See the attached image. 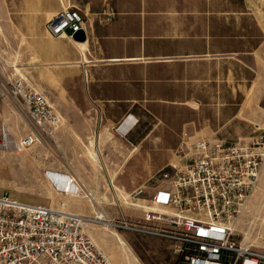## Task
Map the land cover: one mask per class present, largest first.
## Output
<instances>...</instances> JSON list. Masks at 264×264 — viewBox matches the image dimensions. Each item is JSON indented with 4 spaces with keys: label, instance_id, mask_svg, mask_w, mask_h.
Wrapping results in <instances>:
<instances>
[{
    "label": "crops",
    "instance_id": "crops-1",
    "mask_svg": "<svg viewBox=\"0 0 264 264\" xmlns=\"http://www.w3.org/2000/svg\"><path fill=\"white\" fill-rule=\"evenodd\" d=\"M60 3L80 9L85 16L87 53L96 55L95 61L82 63L90 71L87 90H75L69 95L71 108L63 112L68 124L58 130L60 139L63 137L68 142L66 157L76 160L48 168L52 174L70 177L93 196L88 200L80 193L75 196L57 191L67 201V211L82 215L92 211L94 216L103 212L113 216L109 209L115 204L116 183L152 181L174 158L178 160L175 164L182 162L175 152L183 143L192 150L200 140L247 142L253 138L258 129L252 124V114L244 113V119L242 104L237 103L241 89L235 85L232 99H227L225 19L223 34L219 21L217 34L211 31L210 23L205 32H192L185 24L191 13H185L184 7L193 5V1L174 0L177 11L171 16L176 23L168 37L153 31L160 28L155 16L161 11L148 8L163 6V1L62 0ZM213 27L216 29V24ZM96 62L97 68L105 69V73H92ZM165 65H169V76L162 75ZM156 71L159 76L150 77ZM212 77L214 82L210 85ZM149 101L155 103L149 112L162 125H154L145 132L144 138L132 144L128 137L135 133V127L127 134L117 127L129 115L137 119L132 103ZM127 122L123 128L129 127L134 118L129 117ZM4 129L16 137L8 128ZM153 139L158 143L155 147L150 143ZM72 201L77 205L70 207ZM133 240L137 243L129 244L130 253H119L122 260L113 249L105 256L112 264H176L168 241L148 237Z\"/></svg>",
    "mask_w": 264,
    "mask_h": 264
},
{
    "label": "rangeland",
    "instance_id": "rangeland-1",
    "mask_svg": "<svg viewBox=\"0 0 264 264\" xmlns=\"http://www.w3.org/2000/svg\"><path fill=\"white\" fill-rule=\"evenodd\" d=\"M60 1L62 0H0V90L2 92L0 140L7 135L13 138L4 128H8L16 136L14 140L20 141L25 136L32 135L39 140L20 153L0 152V195L8 193L25 203L44 204L52 208L67 201L62 200L53 187L52 183L56 185L53 180L57 175L55 173L50 175V180L48 173L52 174V172L48 171V168L52 164L76 160L66 157L68 142H65L63 137L60 139L58 134L59 128L68 124L63 112L71 108L70 94L75 90L80 92L87 90L90 71H86L82 63L95 61L94 56L96 57L93 53H87V42L78 43L72 39L58 38L51 33V27L47 24L49 16L70 7L61 4ZM157 1H163L165 4L148 7L161 11L155 16L156 25L160 28L153 31L169 37L174 32L172 26L176 23L171 15L177 11V7L174 0ZM192 1L193 5L184 7L185 13H191L189 21L185 23L188 25L187 30L192 32L197 30L198 33H202L207 30L210 23L211 31L217 34L219 21L220 32L223 34L225 19L228 50L227 99H232L235 85L240 88L237 103L242 104L243 117L246 118L244 113L252 114V124L258 129L252 137L264 136V0H213L211 5H207L210 0ZM213 24H216V29ZM220 43H223V39ZM218 44L217 39L216 45ZM93 67H95L92 71L94 74L106 72L105 69L97 68L99 67L97 62ZM162 75L169 76V65L163 66ZM155 76H159V72L156 71L150 77ZM16 80H22L43 94L60 119V122L51 126L46 134L42 132L41 137L39 136L41 131L31 118L28 109L22 101L19 103L9 93L11 84ZM213 82L212 77L208 84L212 85ZM148 98L153 99L149 96ZM132 104L138 117L136 119L133 115H129L125 120L129 117L134 118L135 133L133 131L128 139L132 144H137L141 138H144L145 132L154 125H162V122L149 112L155 104L153 101ZM150 143L155 147L157 142L153 139ZM73 147L76 148L75 145ZM90 155L96 160L92 151ZM172 162L177 163V158ZM262 172L259 188L249 202V212L238 222V227L244 235L240 236V240L244 237L246 245L259 251H264V168ZM116 184L118 194L115 193V204L109 209L113 215L110 217L125 216L132 223L138 222L143 217V211L132 206V203L144 204L143 201L149 199L153 193L151 181ZM78 185L80 188L83 187L81 184ZM138 188L142 189L139 193L136 192ZM84 189L87 190L84 191L85 195L80 191L79 195L92 200L90 196L87 197L90 191ZM77 194L75 193V196H78ZM73 204L77 205L73 201L69 202L70 207H73ZM83 216L94 217L92 211ZM86 232L104 255L113 249L114 253L119 255L117 256L119 260H122L119 253H130L129 244L133 243L131 245L135 246L137 242L133 239L145 237L141 234L113 231L101 224H89ZM120 237L125 242L123 245H120Z\"/></svg>",
    "mask_w": 264,
    "mask_h": 264
},
{
    "label": "built area",
    "instance_id": "built-area-1",
    "mask_svg": "<svg viewBox=\"0 0 264 264\" xmlns=\"http://www.w3.org/2000/svg\"><path fill=\"white\" fill-rule=\"evenodd\" d=\"M85 24L80 9L70 6L49 26L53 35L70 40ZM9 89L28 109L40 137L60 122L48 99L27 83L16 80ZM37 141L35 135L20 142L7 135L1 137L0 152L20 153ZM175 154L182 162L156 173L154 191L144 204L132 203L143 211L134 223L104 213L89 219L67 211L64 204L58 209L1 194L0 264H112L87 234L89 224L168 241L176 264H264V251L246 245L244 237L240 240L238 227L260 183L264 136L247 142L200 140L192 150L183 143ZM48 174L51 180L53 174ZM67 183L66 193L85 194L77 182Z\"/></svg>",
    "mask_w": 264,
    "mask_h": 264
},
{
    "label": "bare ground",
    "instance_id": "bare-ground-1",
    "mask_svg": "<svg viewBox=\"0 0 264 264\" xmlns=\"http://www.w3.org/2000/svg\"><path fill=\"white\" fill-rule=\"evenodd\" d=\"M61 13V12H60ZM60 13H55V14H52V15H50V17H49V19H48V25L50 24V22L54 19V18H56V17H58L59 15H60ZM73 40V39H72ZM73 41H75V40H73ZM75 42H78V41H75ZM87 42V41H86ZM86 42H78V43H86ZM127 121H129V118H127L126 120H125V122L123 123V125L120 127V128H118V130L119 131H122V133H124V134H127L128 132H129V130L131 129V128H133V126H134V122H132V123H130L129 125V127H125V128H123L124 127V125H125V123H128ZM126 126V125H125ZM22 140V139H21ZM20 140V141H21ZM20 141H18V142H20ZM263 168H264V165H263ZM262 171H263V169H262ZM262 174H263V172H262ZM56 175H57V177L53 180L54 182H55V184L58 186H56V185H54L53 183H52V185H53V187L55 188V190L56 191H59L60 192V189H61V191H64L65 192V189L66 188H68L69 189V184L67 183L68 181H69V179L68 178H70V177H68V178H65V177H62V175L60 176V175H58L57 173H56ZM68 176V175H67ZM261 178H262V175H261ZM261 178H260V181H261ZM68 179V180H67ZM52 182V181H51ZM260 184V183H259ZM259 186V185H258ZM259 188V187H258ZM257 188V189H258ZM67 189V191H68V193H69V190ZM257 189H256V191H257ZM256 191H255V193H256ZM67 193V195H69ZM75 193L76 192H73V191H71L70 192V195H75ZM254 193V194H255ZM66 194V193H65ZM79 195V194H78ZM62 204H64V205H66V203H62ZM90 219V218H89ZM106 226V225H105ZM120 241H121V245H123L124 244V241L121 239V237H120ZM104 254V253H103Z\"/></svg>",
    "mask_w": 264,
    "mask_h": 264
},
{
    "label": "water",
    "instance_id": "water-1",
    "mask_svg": "<svg viewBox=\"0 0 264 264\" xmlns=\"http://www.w3.org/2000/svg\"><path fill=\"white\" fill-rule=\"evenodd\" d=\"M73 40L78 42H86L87 41V34L84 30L79 31L73 35Z\"/></svg>",
    "mask_w": 264,
    "mask_h": 264
}]
</instances>
